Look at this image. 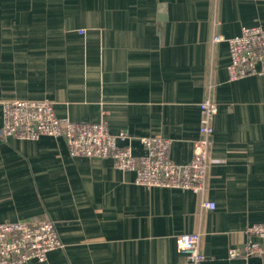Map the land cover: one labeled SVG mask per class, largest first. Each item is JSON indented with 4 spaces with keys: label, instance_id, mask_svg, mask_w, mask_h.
Instances as JSON below:
<instances>
[{
    "label": "crops",
    "instance_id": "0c3cea01",
    "mask_svg": "<svg viewBox=\"0 0 264 264\" xmlns=\"http://www.w3.org/2000/svg\"><path fill=\"white\" fill-rule=\"evenodd\" d=\"M253 26L264 0H0V130L6 102L48 101L58 118L105 120L135 157L140 138H165L184 165L199 104L217 105L213 210L187 190L135 185L110 158H72L62 139L0 137V223L46 218L62 243L26 264H183L185 233L200 235L202 264H261L228 251L264 218V76L230 82L227 44L212 43Z\"/></svg>",
    "mask_w": 264,
    "mask_h": 264
},
{
    "label": "built area",
    "instance_id": "2783aa9c",
    "mask_svg": "<svg viewBox=\"0 0 264 264\" xmlns=\"http://www.w3.org/2000/svg\"><path fill=\"white\" fill-rule=\"evenodd\" d=\"M226 43L229 63L228 80L237 81L250 76H264V28L243 27L237 36L225 38L214 35L212 43ZM199 138L193 158L184 165L173 163L168 155L170 141L162 137L140 138L145 154L135 157L118 140L125 133L113 135L107 122H73L58 118L48 101L13 100L3 106V127L0 137L36 140L42 136L62 139L72 158L113 160L116 168L135 174L134 184L151 188L182 189L199 196L200 211L213 210L215 203L203 198L209 167V149L213 135V119L217 105L211 98L199 104ZM250 238L242 248L228 251L229 258L258 257L264 264V218L246 229ZM253 238V239H251ZM198 233L177 237V247L183 264H202L205 256ZM62 247L54 223L46 218L0 223V264L44 262L49 252Z\"/></svg>",
    "mask_w": 264,
    "mask_h": 264
}]
</instances>
